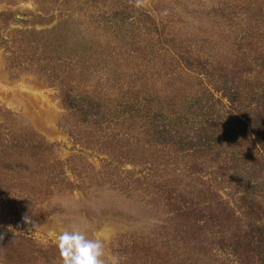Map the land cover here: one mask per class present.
Segmentation results:
<instances>
[{"label": "trees", "instance_id": "obj_1", "mask_svg": "<svg viewBox=\"0 0 264 264\" xmlns=\"http://www.w3.org/2000/svg\"><path fill=\"white\" fill-rule=\"evenodd\" d=\"M34 3L31 27L25 29L9 30L14 13L0 11L5 69L10 77L34 74L57 91L79 130L64 128L74 145L89 148L92 135L103 139L118 127L138 122V145L167 147L194 163L213 160L228 175L230 193L245 207L244 229L239 228L240 235L228 234L240 219L226 201L225 208L211 214L179 198L182 191L166 194L159 189L156 196L170 215L164 233L182 236L161 242L156 240L158 231L138 236L135 244L113 248L118 263H132L138 254V264H174L171 260L177 258L175 264H201L206 256L219 257V264H264V48L248 31L263 28L234 23L239 5L231 2L226 23L228 30L238 31H231L222 52L215 49L212 57H204L200 46H207L208 39L201 44L188 41L191 31L182 35L165 30L162 20L157 23L161 30L149 28L145 35L124 30L138 12L128 5L113 8L119 6L115 4L101 20L104 10L95 2L65 0L64 12L43 6L44 0ZM252 13L259 18L262 9L256 6ZM54 20L50 27L34 28ZM151 25L156 26L154 17ZM134 55L141 61L128 64L127 58ZM153 70L158 71L155 77ZM3 112L13 115L0 107V175L31 171L48 183L54 168L37 164L46 163V152L56 144L28 126L10 132L6 124L11 121ZM10 203L16 206V201ZM14 215V221L25 218V212Z\"/></svg>", "mask_w": 264, "mask_h": 264}, {"label": "rangeland", "instance_id": "obj_2", "mask_svg": "<svg viewBox=\"0 0 264 264\" xmlns=\"http://www.w3.org/2000/svg\"><path fill=\"white\" fill-rule=\"evenodd\" d=\"M64 1L44 0L42 4L53 6L55 12H64ZM80 1L95 2L98 10H104L99 15L101 20L108 17V9L115 4L119 6L113 8L122 5L134 8L138 11L135 19L127 21L134 22L125 25L124 30H136L145 35L144 30L149 28L159 30L160 27L161 30L157 23L162 20L165 30L175 29L173 31L182 35L191 31L188 41L201 44L202 39H208L210 42L200 46L204 57H212L215 49L219 50L218 54L222 52L230 43L231 31H238L228 30L226 23L231 6L237 4L238 16L234 23L263 28L248 31L252 41L259 40L260 47L264 48V0ZM120 1L122 3L118 4ZM256 6L262 9L259 18L252 13ZM1 10L14 13L16 20L9 30L25 29L31 27L28 20L35 10V3L34 0H0ZM145 13L150 18H146ZM249 14L253 17H248ZM153 17L157 27L151 25ZM53 23L56 21L45 26L35 24L34 28L50 27ZM140 61L138 55L127 58L128 64ZM157 72L153 70V77L158 75ZM159 82L156 81L158 86ZM0 107L13 114L6 116L3 112L11 121L8 123L4 119L10 132L19 126H28L47 142L56 144L54 150L46 152V163L40 161L37 164L38 168L49 166V171L54 168L48 183L31 171L17 176L0 175V264H62L56 246L57 236L73 226L79 227L89 239L102 241L105 264H113V261L122 264L118 263L113 248L118 249L120 244H135L134 238L149 235L153 230L158 231L157 242L179 238L181 233H164V227L170 225V215L156 196L159 189L166 190V194L182 191L179 198L197 203L211 214L219 213L220 207L225 208L224 200L240 219V222L235 220L233 225L238 226H233L228 234L238 232L235 235H240L239 228L244 229L241 227L245 224L242 199L231 194L228 175L213 160L194 163L167 147L149 149L147 145H138L142 140L138 122L118 127L103 139L92 135L93 144L89 148L74 145L64 128L79 130L73 126V118L62 105L57 91L31 73L10 77L1 49ZM2 120L0 115V122ZM251 152H256L255 147ZM11 201H16V206ZM16 212H25V218L12 220ZM133 258L134 261L127 264H138V254ZM179 260L171 261L175 264ZM201 264H219V257L206 256Z\"/></svg>", "mask_w": 264, "mask_h": 264}, {"label": "clouds", "instance_id": "obj_3", "mask_svg": "<svg viewBox=\"0 0 264 264\" xmlns=\"http://www.w3.org/2000/svg\"><path fill=\"white\" fill-rule=\"evenodd\" d=\"M62 264H105L104 245L100 239H89L79 227L62 231L56 240ZM115 264V261H113Z\"/></svg>", "mask_w": 264, "mask_h": 264}]
</instances>
